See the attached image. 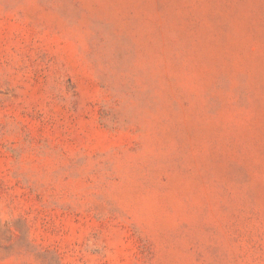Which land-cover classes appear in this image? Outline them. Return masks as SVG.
<instances>
[{
  "label": "rangeland",
  "instance_id": "rangeland-1",
  "mask_svg": "<svg viewBox=\"0 0 264 264\" xmlns=\"http://www.w3.org/2000/svg\"><path fill=\"white\" fill-rule=\"evenodd\" d=\"M0 264H264V0H0Z\"/></svg>",
  "mask_w": 264,
  "mask_h": 264
}]
</instances>
